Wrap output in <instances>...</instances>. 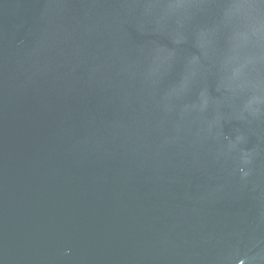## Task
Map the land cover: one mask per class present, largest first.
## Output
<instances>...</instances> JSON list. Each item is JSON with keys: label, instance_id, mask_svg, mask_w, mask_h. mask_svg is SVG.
<instances>
[{"label": "water", "instance_id": "water-1", "mask_svg": "<svg viewBox=\"0 0 264 264\" xmlns=\"http://www.w3.org/2000/svg\"><path fill=\"white\" fill-rule=\"evenodd\" d=\"M0 264H264V0H0Z\"/></svg>", "mask_w": 264, "mask_h": 264}]
</instances>
